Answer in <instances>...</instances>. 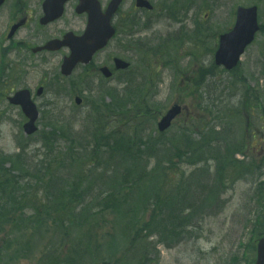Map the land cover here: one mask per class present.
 <instances>
[{
	"label": "rangeland",
	"instance_id": "obj_1",
	"mask_svg": "<svg viewBox=\"0 0 264 264\" xmlns=\"http://www.w3.org/2000/svg\"><path fill=\"white\" fill-rule=\"evenodd\" d=\"M166 1L153 0L158 6L163 5ZM173 1L169 0L170 4ZM179 1L185 4L179 17L185 19L188 14L185 23H172L170 19L163 16L159 18L155 32L159 33V30H167V34H169L170 31L171 33L179 31L184 24H187L189 29L193 30L196 28L195 19L202 21L203 27L195 32V43L188 41L182 46L179 50L180 57L176 58L172 67H163L162 62H156L155 58L151 57L152 63L146 69L144 68L146 57L136 52L120 51L119 48L123 47L122 42L114 44L111 55L119 53L133 60L134 69L128 73L129 77H137L136 72L142 73L143 70L156 74L159 72L161 77L160 93H155V95L156 102L162 107L160 113L176 101H181L186 107V112L177 120L172 130L164 136L167 137L166 141L173 140L179 129L188 121L190 123L186 131L196 129V124L191 121V117L194 116L195 122L198 124H204L206 121L212 120V124L216 125L217 128L229 126L226 135L244 138L246 147L250 150L260 151L254 147L255 143L250 142L246 128L252 117L251 112L247 111L243 105L253 100L255 92L259 88L261 95H263L260 102L264 106V32H261L255 43L249 47L243 56L240 72H237V74L241 73L248 80L245 81V84H240L238 90L225 91L224 102L216 100L214 92L223 91L226 85L230 84L229 80L232 73H227L221 67L217 68L216 65L213 67V64L219 36L224 31L232 28L237 7L239 5L258 4L262 8V10L260 9L261 21L264 24V0H204V3H201L202 0ZM127 3L124 6L123 13L130 8ZM232 18L233 21L230 23ZM3 21H5L4 26ZM7 21L8 13L5 12L0 16V38ZM23 36L24 31L19 35V38ZM171 44L173 50L176 51L179 42L176 40L172 41ZM213 48L214 50H212ZM188 51H192L196 56H188L186 54ZM80 72L84 71L80 70ZM210 75L213 76L209 78ZM20 80V85H25L23 78ZM188 83L192 84V89L185 92ZM197 91H202V96L198 93L195 94ZM107 101H110V98ZM150 101L153 102L152 99ZM227 105L229 106L228 109L221 110ZM211 110L215 111L212 117L208 116ZM187 113H189L188 118ZM11 114L17 116V112ZM90 118L91 109L87 105L80 110L70 109L65 113L64 123L72 127L69 134L76 141L77 151L80 142H87V139L92 135L93 124ZM146 119L144 136L147 139L154 138V121L149 117H146ZM17 121L13 123L6 118L0 124V150L3 152L13 153L18 149L14 143L6 141V138H11L10 134L6 132V125H16ZM47 123L48 115H44L42 124L46 126ZM133 128L121 127L116 130L122 132L126 129L129 133L134 134ZM111 129L107 126V130L103 132V135L111 132ZM37 138L35 137L33 140H37ZM261 138L260 136L259 139ZM100 139H102V136L98 138V140ZM40 145L41 143L38 145L33 144L31 148L32 154L38 159L41 158L40 154L45 153V149L40 148ZM66 146L67 144L64 141L60 142V148L63 150L66 149ZM160 153L161 146L158 144L157 150L149 162L150 168L156 165ZM214 153H217V151L214 150ZM83 154L85 155L84 152ZM253 157L258 165L263 164L264 153ZM58 162L61 176L56 179L50 175L48 181L54 185L58 182L70 184L72 182L71 178L76 173V162L68 158ZM120 163L121 158H118L117 164L115 160H112L105 163L104 167L112 169ZM6 165L10 166V163L8 162ZM180 167L181 170H188V175L194 173L186 180L184 188L188 198L187 206L202 210L210 205L220 206L221 200L224 199L226 207L224 210L208 216L205 221H202L198 229L192 228L185 231L182 228H177L170 237H167L160 230L152 238L153 243L158 245L157 251L159 253L155 252L153 256L159 255V264H252L254 254L245 253L244 247L247 244H254V239L249 240L252 233L246 232V229L253 225L251 221L248 222L247 218L250 217L251 213H254L256 206L263 207L260 210V223H264V198L260 200L254 191L262 180L260 174L251 172L232 186L227 193L219 195L211 191V187L214 186L213 180L216 179L215 172L210 173L209 179H203L199 172L202 166L191 171L194 167H190L186 162L180 160ZM2 169L1 167L0 170ZM85 174L87 182H95L98 186H103L107 182V174L104 172L90 168ZM3 177L5 176L1 175L0 180ZM229 177L232 179V175H229ZM26 179L30 178L27 176ZM12 182L13 180L8 182L7 179L2 184H11ZM1 199L0 195V201ZM67 207L73 215L75 226L65 215L55 211L53 203L47 206H10V210L15 211L14 219L7 221L6 216L0 218V264H43L42 259L44 257L61 258L74 245V239L77 241L85 240V242L94 245L91 253L100 261L98 263L91 257V254L89 255L81 250V253H86V256L79 260V264H104L102 261L118 255L125 248L127 240L125 236L122 238L119 236L120 228L118 225L128 220L133 221L131 217L125 214L113 213L110 206L98 207L90 214L84 211L85 206ZM141 207L143 206L137 207L139 213ZM184 207L186 206H182V208ZM22 214L25 215L24 219L21 218ZM262 231H264V228H262ZM114 238H116L115 242L113 241ZM61 264H71V262L63 259Z\"/></svg>",
	"mask_w": 264,
	"mask_h": 264
},
{
	"label": "flooded vegetation",
	"instance_id": "obj_2",
	"mask_svg": "<svg viewBox=\"0 0 264 264\" xmlns=\"http://www.w3.org/2000/svg\"><path fill=\"white\" fill-rule=\"evenodd\" d=\"M43 2L44 0H19L15 2V7L17 10V14H24L26 26L31 22V24L37 28L40 26L42 29H50L46 31V36L39 41V43H43L46 41L48 37H58V35L63 34L67 30H72L75 32H79L80 30V17L86 15H81L77 12V5L79 3L78 0H70L66 4L64 14L57 20L48 23L47 25L41 24V18L44 15L43 11ZM63 49L58 52H42V53H59Z\"/></svg>",
	"mask_w": 264,
	"mask_h": 264
},
{
	"label": "water",
	"instance_id": "obj_3",
	"mask_svg": "<svg viewBox=\"0 0 264 264\" xmlns=\"http://www.w3.org/2000/svg\"><path fill=\"white\" fill-rule=\"evenodd\" d=\"M243 12H244V15H246V16H247L248 13H252L253 15H251V18L252 17L255 18V9L243 10ZM241 29H242V27L240 26L239 27V30L237 31V33H238L237 36L227 38L224 41L223 47H222L221 51L218 54V60L219 61H223V62L227 63L228 65H233L234 63H236L237 58H238V55H239L240 52H242L243 47L245 45V42L244 41L243 42H239L238 41L239 34H241ZM253 29H254V26L250 28V33L253 32ZM231 44H240L241 48L240 49H237V50H231L229 48V46ZM178 111H179V107L173 108L171 110L172 116H174ZM161 126H162V128H164V127L167 126V124H162ZM263 263H264V240L261 243V247H260V259H259V263L258 264H263Z\"/></svg>",
	"mask_w": 264,
	"mask_h": 264
},
{
	"label": "trees",
	"instance_id": "obj_4",
	"mask_svg": "<svg viewBox=\"0 0 264 264\" xmlns=\"http://www.w3.org/2000/svg\"><path fill=\"white\" fill-rule=\"evenodd\" d=\"M125 148H126V146H123V147H122V149H125ZM138 156L140 157L139 154H138ZM156 224H157V223H156ZM156 224L152 223V224H150L149 226L152 227V228H155V227H156ZM175 229H176V227L174 226V231H175ZM137 243H141V241L139 240V241H137ZM143 246H144V248H146V249H149V248H150V246H149V245H146V244H143Z\"/></svg>",
	"mask_w": 264,
	"mask_h": 264
}]
</instances>
